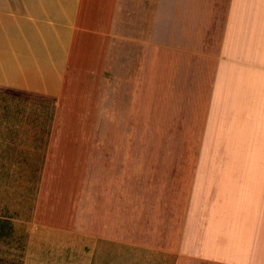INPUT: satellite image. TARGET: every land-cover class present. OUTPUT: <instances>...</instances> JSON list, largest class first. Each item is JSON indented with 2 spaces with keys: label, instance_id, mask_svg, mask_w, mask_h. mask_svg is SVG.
<instances>
[{
  "label": "rangeland",
  "instance_id": "rangeland-1",
  "mask_svg": "<svg viewBox=\"0 0 264 264\" xmlns=\"http://www.w3.org/2000/svg\"><path fill=\"white\" fill-rule=\"evenodd\" d=\"M82 6L66 62L57 38L43 83L0 87V264L50 263L58 231L93 264H208L176 253L189 188L165 180L194 167L182 107L210 93L228 0Z\"/></svg>",
  "mask_w": 264,
  "mask_h": 264
},
{
  "label": "crops",
  "instance_id": "crops-1",
  "mask_svg": "<svg viewBox=\"0 0 264 264\" xmlns=\"http://www.w3.org/2000/svg\"><path fill=\"white\" fill-rule=\"evenodd\" d=\"M82 9V0H0V87L43 83L45 64L57 62L50 51L57 38L66 62ZM210 80L191 120L182 107L181 123H203L189 155L194 167L166 170V186L189 188L176 253L208 264H264V0H228ZM48 240L56 244L48 264H93L76 231Z\"/></svg>",
  "mask_w": 264,
  "mask_h": 264
}]
</instances>
